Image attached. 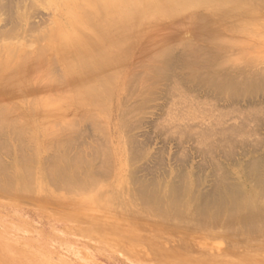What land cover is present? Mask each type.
<instances>
[{"label":"bare ground","instance_id":"bare-ground-1","mask_svg":"<svg viewBox=\"0 0 264 264\" xmlns=\"http://www.w3.org/2000/svg\"><path fill=\"white\" fill-rule=\"evenodd\" d=\"M228 31L231 32L230 42L227 40L228 36L225 35ZM256 34H264V0H0V151L3 150L9 156H13L8 164L0 160V196L9 197L12 200H16V197L32 199L34 204L55 205L58 209L64 210L76 206L78 214L71 215L68 219H80L86 224L82 234L99 240L101 238L107 242L111 241L118 249L119 247L128 249L132 246L136 242L135 235L140 236L138 230L145 231L147 225L154 227L156 221L160 224L155 216L161 221H167L171 225L170 229L173 227L177 231L181 228L179 224H184L187 220L189 230L196 229L198 226L206 229L210 225L211 228L218 225L220 232L227 236L231 234L234 239L237 236L239 239H236L241 241V235H239L241 231L240 233L245 237L254 238L252 243L259 240L255 244L264 245V159H257L256 162V159L253 160L249 166L246 165L249 168L244 173L239 170V175L235 177L236 181L232 182L234 180L231 181L226 176L222 165H218L213 158H210L209 163L214 167L216 183L213 190L211 189V195H201L200 198L197 196L198 186L201 184L200 177L195 176L190 170L182 172L180 169L181 172L173 173L172 169H169L168 176L172 175L171 180L164 182L167 176L161 174V179L153 180V178L151 182H147L150 184L147 185L148 188H144L142 184L146 182L145 180L131 177V172L136 175L133 173L135 170L130 172L129 177L126 175V166L129 165L130 170L136 158L143 160L147 157L144 145H139L140 149L135 150L136 153L139 152L137 156L133 151L136 158L129 156L130 151L124 145L125 147L121 150L124 153L123 159L120 157L121 154L119 155L120 150L117 146H112V148L107 146L112 135L108 129L112 116V103L115 98H118L120 90L128 87L126 83L131 82L126 81L128 79L125 80L123 73L132 47L141 39H150L147 44V53L151 59L152 75L161 81H169L171 84L168 83L170 85L168 89L177 88L179 90L180 85L187 80L193 81L191 86L194 83H200L198 90L203 92L201 96H211L210 100L214 98L217 103L222 102L221 106L224 108H230L229 113L225 112L226 114L221 115V118L220 116L213 118L215 120L208 121L204 129L201 128L195 132L204 157L207 154L209 156L215 154L217 152H215V147L230 144L226 146L229 149L224 152L223 160H232L234 150L248 144L244 137L247 135L257 137L258 131L264 127V71H256L253 66L251 68L254 72L251 71L248 75L243 76L241 73L239 76L241 71L239 70L236 74L234 70L236 73L233 76L229 74V76H224L223 71L226 70L222 71V66L224 68V63L231 59L229 55L223 53L226 55L215 59L217 62L210 61L219 66L218 68L215 65L217 68L214 75L205 73L206 75L198 77L190 73L191 76L187 75L186 80L185 76L177 72L179 71V58L177 59L172 51L175 48L174 43L177 44L176 39H185L180 43L188 45L191 51V42L198 37L199 39H214L215 42L220 43L217 42L220 46L233 47L239 40V35L250 39ZM5 39H8V42H5ZM12 39H19V41L15 43L16 41L12 42ZM26 39L31 40L30 42L27 40L29 44L23 43ZM238 42L240 43V40ZM192 58L189 59L193 61ZM182 64L186 65V62ZM250 66L251 64L247 72ZM234 67L233 65L232 68ZM243 68L247 69L246 66L241 67ZM209 71L211 72V69L207 72ZM138 78L140 79L141 76ZM28 93L32 95V98H30V105L26 112L21 104H16V98L20 97L17 100L21 101ZM185 93H189L188 90ZM7 99H11L13 104L6 102ZM204 103L202 105H205ZM172 107L178 110L175 106ZM202 107H204L202 113L210 114L214 110L212 107L209 109ZM124 110L125 108L121 112ZM193 110L196 109L193 108ZM16 111H18L17 116ZM178 111L180 113L182 109ZM186 112L188 111L186 110L185 114ZM190 113L192 115V111ZM202 113L197 115H202ZM227 114H235L236 117L234 120L236 123L234 122L235 124L230 127L225 126L228 120L227 122L223 120V117L228 116ZM27 116L29 120H26ZM178 116L176 114L175 117L169 118L170 123L167 126L169 130L173 129V123ZM188 116L190 115L187 114L185 118L182 115V118L184 117L183 119H187L190 123ZM22 118L26 121H22ZM122 118L119 119L125 121L127 116L124 117L125 119ZM193 118L194 115L191 119ZM84 121L90 124L93 134L101 137L99 143L98 136L95 137L97 146L93 148L94 150L91 149L90 158L84 154L83 156L81 153L83 151L72 154L75 144L82 136L84 126L81 125ZM123 121L121 127L124 130H134V122L128 124ZM186 124L177 131L174 128L167 133L172 136L178 135L179 142H183L186 138L190 139L192 138L191 127ZM54 131L57 137L61 132L64 134L63 142H57L54 145L47 142L54 136ZM120 134H123V131ZM212 136H214L215 145L208 141ZM216 136L218 138H215ZM120 138L124 139L121 136ZM131 138L133 137H129L130 140ZM41 139L43 141H40ZM25 140L29 153L33 151L32 156L34 151L35 155L39 156V148H50L52 151V156L46 158L47 170L45 172L35 171L33 163L36 161V156L32 159L22 154ZM122 140L120 141L123 142ZM251 140L253 141L250 139L249 142L252 144ZM261 142L260 140L255 146L253 144L254 149H257ZM128 143H126L128 149L134 150L130 148L135 145L134 141L130 142L131 146ZM139 144L142 143L139 142ZM16 147L19 157H16ZM158 160L160 161H152L154 163L151 172L159 171L162 160L160 158ZM178 162L183 163L184 161ZM136 167L133 168L136 169ZM144 169L149 171L147 168ZM144 169L136 170L138 172ZM110 171L111 174L118 176L115 181L117 191L113 196H111V188L106 193L107 190L98 185L99 172H101L100 175L105 176L103 174H108ZM129 184L130 189L127 188ZM132 184L135 186L140 184L142 188L135 190ZM55 189L63 192L73 191L78 197L72 199L64 197L63 194L56 196L53 193L57 191ZM88 189H91V195H83ZM125 195L129 196V202L128 197L127 202L122 201ZM138 196L141 197L138 198ZM137 198L144 201L148 208L150 207V212L144 214L143 202L139 204V207L134 205L133 201ZM195 198L198 203L194 207L197 213L193 210V213H196L194 216L192 215V199ZM118 202H120L119 209L115 207ZM110 215L114 219L112 222L108 220ZM117 218L123 222H118ZM127 220H129V225L124 222ZM158 228L151 229L153 232L156 231L157 234L154 233L156 237L162 236ZM180 239L183 241L185 237H180ZM248 241L245 242L248 244L250 242ZM238 243V247L239 244H243ZM18 244L9 242L6 245L9 253L8 251L3 252L2 247L6 248L0 244V264H53L43 258L44 255H39L34 250H27L26 260V252L25 250L21 252ZM231 244L233 247L235 243L231 242ZM243 245L246 250H249L245 244ZM213 246L218 248L217 245ZM245 249L240 250L245 251ZM236 250L237 253L233 252L236 255L241 253L238 249ZM254 262L255 260L252 259L240 258L232 260L231 264H254Z\"/></svg>","mask_w":264,"mask_h":264},{"label":"rangeland","instance_id":"rangeland-1","mask_svg":"<svg viewBox=\"0 0 264 264\" xmlns=\"http://www.w3.org/2000/svg\"><path fill=\"white\" fill-rule=\"evenodd\" d=\"M225 35L228 36L229 39H227V40H228V42H230L232 40V39H230L231 32L228 31L227 34H225ZM238 39L240 40V43L238 42L239 41L238 40L237 41L238 43L235 42V44L232 47V46H223V45L220 46L219 45L220 43L217 41V39H216V41L219 44L217 42H215L214 39H199V37H198V38L192 40L193 44L191 42V47H192L191 51L192 52L190 51V48L188 47V45H184V44L180 43L181 40H185V39H178V40L176 39L177 44L174 43L175 48L173 49L174 51H172V52H174L173 54H175L177 59L179 58V62H178L179 71H177V72L182 74L183 76H185L186 80L188 79L187 75H189V77L191 76L190 73H192V75H198V77H202V75H204L205 73L206 74L208 73L210 75H214L216 73L215 69L217 68L216 66H218V64H216L214 62H210V61H212V60L215 61V59H218L220 56H225L226 54L230 56L229 58L231 59L230 60L231 62L226 61L224 63V68L222 66L221 70L222 71L226 70V71H223L224 76L225 75L227 76L228 74L230 76H233L236 72H237L236 74H238L239 70L241 71V72H239V76H241V73L243 76L248 75V73H250L252 71L253 68H251V67H253V66H254V70L256 68V71L257 70H263L264 71V34H261V35L256 34L255 37H251L250 39L248 37L243 38L242 35H239ZM27 40L29 42L31 41L30 39H26V41L23 40L25 42H23V41L22 42L29 44ZM149 40L150 39H141L138 44H136L134 47H132V50L130 53V58H128L127 65H126L124 73H123L125 80L128 79L126 81H131V82L126 83L128 87L121 89L120 93L118 94V98H115V100L112 103L113 104L112 116H111V121H110V127L108 128L109 131L112 133V135L110 136L111 140L109 143H107V146L109 148H112V146L113 147L117 146V148L120 150L119 155L121 154L122 156L120 155V157H121V159H123L124 153H122L121 150L123 147H125L124 145H126L125 148H127V150L130 151L129 156H135V153H136L135 150L138 148L140 149V146L144 145L143 146L144 152H146L147 157L145 156L146 158H144L143 160L140 159L139 157L136 158L137 154L139 153L137 151L138 153H136V156H135V158H136L135 160H137L136 161L137 163L135 164L134 163L135 160H134L132 162V168L137 166L136 169H138V170H139V168H142V169L147 168L149 171H145V169H144V170L137 172V170L134 168L133 169L130 168V170H129V167H130L129 165L126 166L127 172L125 171L126 175H128V177H129L130 172L135 170V172L133 171V173L136 175H133L131 172V177L134 176L138 179L145 180L146 182H144V184H142V186H144V188H148L147 185H150V184H147V182H149V181L151 182L153 178H154L153 180L161 179L162 178L161 174L167 176L164 179V182L169 181V179L171 180L172 175L170 174V177L168 176L169 175V173H168L169 169H172L173 173L178 172V171L179 172H181V171L185 172L186 170L187 171L190 170L195 176L197 175L198 178L200 177L199 179H200L201 184L198 186L199 192H197L198 193L197 196L201 198V195H205V196H207V194L211 195L212 190H213V186L216 183V179L214 176L215 175L214 167L212 166L211 163H209V161H210L209 159L213 158V161L215 163H218V165H220V166L222 165L221 167L224 169L226 176L231 181L234 180L232 182H235L236 181L235 180L236 175H239L240 171L244 173L245 170L247 168H249L248 166L251 164V162L253 160L256 159L255 160V162H256L257 159L258 160L260 158L264 159V148H263L264 147V127H262L258 131L259 133L257 132L258 133V134H256L257 137L256 136L253 137L252 135H249V136L247 135V137H244L245 142H247L248 144H245L243 148H240V149L236 148V150H234L235 154H233L231 157L232 160H230V161L228 159L223 160L224 159L223 156L225 157L224 152H227L229 149L226 146H229L230 144H225V146L221 145L220 147L219 146L215 147V149H216L215 152L216 151L217 152L215 154L213 153L211 156H209L207 154L205 156L206 157L205 158L203 155L204 153L201 152L202 147L198 144V141L196 139V136H197L196 132L201 130V128L204 129L206 127V124L211 122V120H215L213 118H216L217 116H220V118H221V115L226 114L225 112L229 113L230 108L229 107L224 108L223 106H221L222 102L217 103L214 100V98H212V100H210L211 96H207V95L201 96V95H203V92H201V90H198L199 89L198 86L200 83H194L193 84L194 86L193 85L191 86V83H193V81L187 80L186 82H184V84L180 85L179 90L176 88L177 92H176V89H174V90H172L171 88L168 89V87L170 86L169 84H171L169 81H165V80L161 81L152 75L153 72H151V66H150L151 65V59L148 57V53H147V44H148ZM235 40H237V39H235ZM11 41L12 42L16 41L15 43H17L19 41V39H12ZM5 42H8V39H5ZM221 47L225 48V49L223 50ZM225 51H228V52H225ZM213 52H214V54H213ZM218 53H220V54L218 55ZM223 53H226V54H223ZM211 55H214V56H211ZM191 57H193L192 58L193 61H191L189 59ZM239 57H240V60H239ZM205 59H207V60H205ZM236 59H238V61H236ZM184 61L186 62V65L182 64ZM190 62H192V63H190ZM205 62H207L208 64ZM215 62H217V61H215ZM212 63H214V64H212ZM247 63L251 64V66H250L251 69L249 68L248 72L246 70H248V67L250 64L248 65ZM231 64H233L235 67L232 68L233 65H231ZM238 65L241 67L246 66L247 69H245V68L241 69V67H239ZM212 67L214 69H212ZM218 68H219V66H218ZM208 69H211V72L210 71L207 72ZM189 70H191V71H189ZM234 70H236V72H234ZM254 70L252 72H254ZM193 71H194V73H193ZM212 71H214V72H212ZM243 71H246V72H243ZM140 76H141V78L139 79L138 77H140ZM235 76H237V75H235ZM136 78L138 79L137 81H136ZM186 86H187V88H186ZM185 88H186V90H185ZM192 89L194 90V92ZM187 90L189 93H185V91L187 92ZM173 92H175V93H173ZM199 92L202 94H200ZM169 93H170V96H169ZM183 93H185V94H183ZM126 95H128V96H126ZM24 97L25 96H23V98ZM27 97H29V98L27 99ZM125 97H127V98H125ZM19 98L20 97L16 98V104H21L24 107L25 111L27 112L28 111L27 107H29V105H30V98H32V95L29 93H28V95L26 94V98L22 99L21 101L17 100ZM178 99L180 100L179 102H178ZM10 100L11 99H7L6 102H12ZM120 100H122V101H120ZM207 100H209V101H207ZM188 101L190 103H188ZM204 102H206V103H204ZM211 102H214V103H211ZM203 103L205 105H202ZM12 104H13V102H12ZM119 104H121V105L118 107ZM197 104H198V106H197ZM172 106H175V108H177L178 110L182 109V111H180V113H178L179 111L174 109ZM184 106H185V108H187L186 110L188 111V112H186V114H185L186 110H185ZM202 106H205V108H207V109H209L210 107L214 108V110H212V112H210L211 116H213L212 119H209V118H211L210 114H206L205 112L202 113L203 108H204ZM124 108H125V110L123 112H121L122 109H124ZM188 108H191L192 110H190V109L188 110ZM193 108H195L196 110H193ZM222 108H223V110H222ZM126 109L129 111V113H128V111L126 112ZM197 109H199V111ZM201 109H202V111H201ZM119 110H120V113H119ZM18 111H16V116L18 114ZM191 111H192V115L190 113ZM195 111H197V113H195ZM124 112H126L127 114ZM216 112H217V114H216ZM117 113L119 114L118 115L119 117L117 116ZM200 113H202V115H197ZM173 114L175 116H176V114H177V116L178 115L180 116V117L178 116V119L176 118V121H174V123H173L174 124L173 129L175 128L176 131L178 128L183 127L187 123L188 120L186 119L187 120L186 121L185 119H183L185 116H187V114L190 115L187 117L188 119H190L191 121L194 120L193 122L190 121V123L188 121V123L186 124L187 126L190 125V127H191L192 138L191 137H190V139L186 138L183 142H179L178 135L172 136L171 134L167 133V132H170L173 130V129L169 130V128L167 127V126H169L168 123H170V121H168L169 118L175 117V116H172ZM205 114L208 117H206ZM215 114H216V116H215ZM120 115L123 118L124 117L126 118V116H127V118H126V119H128L127 121L124 118L126 123L132 124L134 122L133 123L134 124L133 125V127H134L133 131H126V130H124L123 127H121V122L123 120L119 119V118H121ZM182 115L184 116L183 118H182ZM193 115H194V118L196 117L197 119L196 118L191 119L193 117ZM227 115L226 116L228 118L223 117V120L226 122H227V120H228V122L230 121L231 123L227 122V124L224 122L226 124L225 126L230 127L232 124L236 123V121H234L236 119V117L234 116L235 114H232V115L227 114ZM28 117L29 116L26 117V120H29V119H27ZM204 117H206V118H204ZM179 118H182V119H179ZM232 118H234V119H232ZM202 119H203V123H202ZM26 120L24 118H22V121H26ZM119 120L121 122H119ZM125 121H123V122H125ZM114 122H116V123H114ZM178 122H180L181 124ZM213 123H214V121H213ZM89 125L90 124L86 123L85 121L82 123L81 126H84L83 130H82V134H81L83 136V138L81 136L79 141H77V143L75 144L73 151H72L73 155H74V153H76L78 151H83V152H81L82 155L84 154L88 158H90V156H91L90 153H92V150H94L97 146L96 140L98 139V143L100 142L99 141V140H101L100 135L93 134ZM118 125L121 128H118L119 127ZM197 126H198V128H197ZM225 126H224V128H227ZM213 127H215V126H213ZM130 128L132 129V126ZM116 130L119 132H117ZM122 131H123V134H120V133H122ZM125 131H126V134L124 135ZM118 134H120V135L118 136ZM62 136L64 137V134L62 132L58 137L55 136V131H54V136L47 142H51L53 145L57 142L58 143L63 142ZM97 136H98V138L96 139L95 137H97ZM120 136L122 138H124L125 140L127 138L129 139V137H133V138H131V140L127 139L126 143L129 142L128 145L130 144V146H131L130 142L134 141L133 144H135V145H132V147H130L134 150L128 149L129 147L127 146V144L123 143L125 140L124 139L122 140L120 138ZM258 136H259V138H258ZM176 137H177V139H176ZM215 138H218V137L216 136ZM246 138H247V140H246ZM248 138L253 139V141L251 140L252 144H251V142H249L250 139L248 140ZM210 139H212V141ZM210 139L208 141H210V143L212 142V144H214L215 143L214 142V136H212V138H210ZM120 140H122L123 142H121ZM260 140L262 141L260 143L261 148H260V146H258L257 149H254V146L257 143H259ZM40 141H43V139H41ZM215 141H217V140H215ZM139 142L142 144H139ZM95 143H96V145H95ZM180 143H182L181 146H180ZM253 144H254V146H253ZM223 147H225V148H223ZM221 148H223V149H221ZM221 150H223V151H221ZM131 151H132V153H131ZM262 151H263V153H262ZM17 152H18V149L16 147V157H19V152H18V154H17ZM32 152L33 151L31 150L29 153V150L27 148V141L25 140L23 153L22 152L21 153L25 154L26 156H29V158L32 157V159H33L36 155H35V151H34L33 156H32ZM243 152H244V154H242ZM0 153H2L1 157H0L1 162L8 164L12 161V159H13L12 155L9 156L3 150H1ZM38 154H39V156L35 157L36 161L33 163V167L35 168V171L37 173H39V172L41 173V171L45 172L47 170V165L45 166L46 158H49L52 156V151L50 150V148H47V149H40L39 148ZM158 158H160L162 160V162H160V169H159V171L161 173L159 171L151 172L150 170L152 169V166L154 163V162L152 163V161L153 160L155 162L160 161V160H158ZM178 158L179 159L183 158L184 160L183 159L179 160ZM205 159L206 160L208 159V160L205 162V161H203ZM178 161H184V162L181 163ZM177 163H180V164L177 165ZM128 164H129V162H128ZM243 164H245V166ZM186 165L190 169H188V167ZM246 165H248V166H246ZM176 169H177V171H176ZM180 169H181V171H180ZM147 172H149V173H147ZM227 173L230 176H228ZM100 174H101V172H99V174H98V178H99L98 185H99V187H101L102 189H106L107 190L106 193L108 192L109 188H111L112 189V195L111 196L115 195L116 191H117L116 190L117 186H116L115 181L117 180L118 176L111 174V171L108 174H103L105 176H102ZM157 176H159V177H157ZM240 176H242V175L240 174ZM145 185H146V187H145ZM127 186H128L127 188L130 189V184ZM132 187L135 190H140L142 188V187H140V184L136 185V186L132 184ZM55 190H57V191H55L53 193L56 196L59 194H63L64 197L66 196V197H68V198L70 197L72 199L78 197V195L75 194L73 191L63 192L60 189L59 190L55 189ZM207 191H208V193H207ZM91 193H92L91 189H88L83 195L86 194L85 196H90ZM4 197L0 196V241H1L0 244H2L6 248V249H4L2 247L3 252L8 251V253H9V250L7 249L6 245L9 242L19 243L20 244V246L18 244L19 250H21V252H23V250H25V252H26L25 253L26 254V260H27V250H34L35 253L38 252L39 255H44L43 258H46L48 260V262H53V264L54 263H56V264H231L232 260H234V259L237 260L240 258H248V259H252L253 261L255 260L254 264H264V248H263L264 245H262V243H260V244L258 243V245L255 244L259 240H255L257 242L252 243V241H254V238H252L250 236L245 237V235L240 233L241 231H239V235H241V236L243 235L242 236L243 238L240 236L241 241L238 240L239 238L237 236L234 239L233 236L231 237V234H228L231 237L230 238L229 236H227L223 232L222 233L220 232L218 225H214V227L212 226V228L210 225L209 228H206V229H205V227L203 229V227L198 226V228H200V229L196 228V229L189 230V225H188L187 220H186L185 221L186 223L179 224L182 229L180 228V230L177 231V229H175L173 227H172V229H170L171 225H169L167 223V221H161V220H159V218L157 216H155L156 220H158V222L160 221V224L157 223V221H156L154 227H156V229L158 227H160V228H158L159 229L158 231L161 232L162 236L158 235L157 237H159V238H157L155 236V234H157L156 231H154V232L152 231L153 229L156 230L153 227V225L152 226L147 225V229L145 228V231H143V230L139 231L138 230V234L140 236L135 235V241L136 242L134 244H132V246L128 247V249H126V247H125V249H122V247H119V249H118L117 247L113 246L114 243L111 241L107 242L101 238L99 240V239H95L94 237H91V236L88 237V236H85L82 234V231L85 228L86 224H84V222L81 221L80 219H77V220L68 219V217H70L71 215L74 216V215L78 214V210L76 209V206L71 207L68 210L67 209L64 210V209H58L55 205L42 206L39 204H34L32 199H23V198L21 199V198L16 197V200H14V199L12 200L9 197H7V198H6V196H4ZM125 197H126V195L124 197H122L123 198L122 201L127 202V197H128V202H129V196L127 195L126 199H125ZM140 197L141 196H138V198H140ZM138 198L135 201H133L134 205L139 207V204L141 202H143L144 208L142 209V211L144 212V214L145 213L147 214V212H150V210H151L150 207L148 208V206L145 205L144 201H141V199H138ZM197 203L198 202H197L196 198L194 200L192 199V205H193L192 215H194V216L197 213L196 212L197 210L194 209V207H196ZM115 207L117 209H119L120 202L116 203ZM193 210L196 213L195 212L193 213ZM116 213H118V212L116 211ZM160 219H161V217H160ZM70 220H72V221H70ZM108 220H109V222L114 221V219L112 218L111 215L109 216ZM118 222L122 223L123 221L121 222V219H118ZM124 222L128 223V225H129V220L124 221ZM151 227H153V229ZM136 230H137V228H136ZM162 230H163V232H162ZM174 230H176V231L174 232ZM217 232H219L220 234ZM160 236H161V238H160ZM180 237H182V238L185 237V239H184L185 241L184 240L181 241ZM236 238H238V239H236ZM247 240L250 241V242L249 241L248 242L251 243V245L249 243L247 244L245 242ZM238 241H239V243L245 244L246 248L249 250H246L245 247H243L244 245L239 244ZM231 242L233 244L235 243L234 244L235 246L233 245V247H232ZM237 243L239 244V247H238ZM206 244L208 247L206 246ZM212 244L217 245L218 248H215V246H213ZM248 245H250V246L247 247ZM199 246H200V248H199ZM259 246H262V247H259ZM230 247H232V248H230ZM235 248L238 249L239 251H241V253L238 251L239 253L236 255L237 250ZM242 248L245 249V251L240 250ZM19 250H18V252H19ZM235 251H236V253H233ZM29 252H31V251H29ZM242 252H244V253H242ZM241 255H243V257ZM257 259H258V261H257Z\"/></svg>","mask_w":264,"mask_h":264}]
</instances>
